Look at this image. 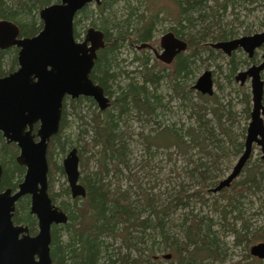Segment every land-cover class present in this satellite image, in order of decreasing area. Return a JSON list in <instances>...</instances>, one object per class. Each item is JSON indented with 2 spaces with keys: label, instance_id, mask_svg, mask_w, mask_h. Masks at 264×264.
<instances>
[{
  "label": "trees",
  "instance_id": "trees-1",
  "mask_svg": "<svg viewBox=\"0 0 264 264\" xmlns=\"http://www.w3.org/2000/svg\"><path fill=\"white\" fill-rule=\"evenodd\" d=\"M117 1L105 0L104 8ZM150 1L153 2L151 9L157 7V0ZM55 2L59 0H0V19H8L19 25L21 36H34L43 27L40 10ZM177 8L181 18L189 24L208 16L204 0H177ZM153 10L156 14L161 11ZM80 13L82 11H79L77 16ZM75 24L77 25V22ZM118 26L119 34L124 37L128 29L120 24ZM150 29L151 25L142 30L141 40L148 39ZM105 30L108 39L110 32L106 28ZM75 34L79 37L77 31ZM207 37L209 35L205 31L199 37L201 50L210 49L208 44H205ZM114 39L117 45L120 41L118 38ZM115 44L102 50L91 75L109 95L111 93L108 82L117 78L116 73L112 71L115 63L113 56H117L114 52ZM17 52L16 47L0 48V76L17 68ZM144 64L147 77H152L157 65L150 66L148 60ZM187 68V61L180 60L178 78ZM147 77L142 85L136 81L118 85L119 88L115 90L118 94L104 110H100L95 100L88 96L66 98L64 101L60 129L51 137L48 146L49 174L51 171H57L66 175L63 163H58L54 154L62 156L76 147L80 158V182L86 188V195L72 197L69 186L62 189L63 194L51 191L53 201H56L59 195L68 198L67 203L61 204L68 214V222L54 225L52 229L51 254L59 264H165V260L157 255V252L162 250H171V253H168L171 257L166 258L165 254L163 258H176L178 264L218 262L224 259L226 249L225 242L221 240L220 232L215 227H221L224 232H231L234 246L245 244L249 247L250 242L264 240V225L256 226L244 216L252 209V200L249 208L245 206L249 202L246 201L248 195L261 199L264 208V161L261 157L254 163H250V159L243 169L244 176L239 180L235 179L229 188L217 192L220 196L214 197L211 204L218 209L219 226L213 217L198 214L194 206L197 202L206 203L205 194L219 182V175L214 172L219 169L218 161L222 153H225L224 145L229 143L239 154L243 151L247 126H238L240 132L236 131V128L230 125L231 122L229 123L237 116L232 106L226 107L215 99L214 95L199 93L203 100H217L219 110L215 113V125H210L209 119L204 118L196 125L189 126L183 133L166 128L149 133H135L126 124L129 113L135 112L140 117L146 114V109L150 114L155 112L154 106V111L147 108V105L151 107V96L146 82L154 85V78L148 80ZM242 99L245 104L243 111L246 117L250 118V94L244 92ZM84 102H90L87 112H84ZM157 103L161 104L160 97L157 98ZM70 115L81 121L74 139L67 132L72 124ZM135 135L142 145L140 157L145 167L153 166L155 159L163 154L164 150L165 155L170 157L187 155L184 156L187 163L183 170L187 177L185 183L190 182L189 185L184 183L178 188L174 186L170 190L167 189L166 199H162L160 193L143 187L142 182L135 177L132 165L135 157L134 143L138 142ZM18 153L19 149L14 143H4L0 146V159L3 164L2 187L16 188L25 174L26 168L16 161ZM89 160H93L95 169L91 170ZM127 171L131 174V185L122 181ZM220 198L227 199V202L222 205ZM28 207L29 198L21 199L15 213V221L26 222L34 229L36 220L28 212ZM170 210L171 214L185 211L181 222L173 220V216L169 218ZM64 235H67L66 238ZM113 239H120V244L114 247ZM257 264L264 263L259 261Z\"/></svg>",
  "mask_w": 264,
  "mask_h": 264
},
{
  "label": "water",
  "instance_id": "water-1",
  "mask_svg": "<svg viewBox=\"0 0 264 264\" xmlns=\"http://www.w3.org/2000/svg\"><path fill=\"white\" fill-rule=\"evenodd\" d=\"M94 1L98 0H59L43 7L39 12L43 27L34 36H21L19 25L0 19V48L17 47L19 64L15 71L0 76V131L8 142L17 143V162L26 167L19 189L13 192L12 188L1 189L0 163V264H58L50 253L51 227L54 223H66L68 214L52 202L48 193L49 142L60 129L66 96L92 97L101 110L110 105L104 88L90 77L97 51L104 46V33L90 27L83 40L75 36L77 12ZM161 38L165 56L159 57L168 63L176 52L186 48L187 43L171 31ZM263 43L264 31H260L221 40L212 46L228 53L240 47L252 53ZM263 69L264 62L238 76L242 82L252 77V109L244 149L231 172L210 189L212 192L231 186L251 158L255 145L260 147L264 160V81L260 74ZM195 87L203 94H213L212 72L204 71ZM35 124H38L36 132ZM63 168L72 197L85 196L76 147L64 157ZM26 194L31 196V212L38 217L39 232L35 236L26 233L20 238V233L28 232V228L14 224L13 212L18 199ZM250 252L264 258V242L253 244ZM165 257L170 258L171 254Z\"/></svg>",
  "mask_w": 264,
  "mask_h": 264
},
{
  "label": "rangeland",
  "instance_id": "rangeland-1",
  "mask_svg": "<svg viewBox=\"0 0 264 264\" xmlns=\"http://www.w3.org/2000/svg\"><path fill=\"white\" fill-rule=\"evenodd\" d=\"M204 1L208 16L194 21L193 24H189L181 18L179 9L177 8V0H157L155 2L157 3V7L153 9L161 10L159 14H156L150 8L153 6V2L150 0H129V2L128 0H118L103 10L94 1L87 5L82 10V13L76 17V31L79 34L80 40L85 38L89 27H94L109 30L108 39L112 42L108 41V46L115 44L114 38H118L120 41L114 47V52L117 56H113L115 63L112 68L117 78L108 82L111 96L118 94L115 90L119 88L118 85L120 84L126 85L132 81H136L140 85L143 84L147 77L144 64L146 60L149 61L150 65H157L152 72L154 75L150 78L147 77L148 80L154 78V85L145 81L151 96V107L147 105V108L153 111V108H155V112L150 114L148 109H146V114L140 115V117L135 112H130L126 118V124L135 133L140 131L149 133L160 128L173 129L174 132L183 133L189 126L196 125L198 121H202L204 118L209 119L210 125H215V113L219 110L217 100L222 102L226 107L232 106L237 116L235 120L229 121V123L231 122L230 125L236 128V131L240 129L238 126L248 125L250 118H247L243 111L245 104L242 98L246 91L251 95V83L248 81L241 86L238 82H235L234 74L239 69L247 68L250 63H253L255 57L254 59L249 58L242 50H237L232 52L231 56H227L209 45L226 40L223 38L230 39L264 31V0ZM118 24L129 31H127L124 37L122 34H119L120 26ZM150 25L151 29L148 39L141 40L142 30ZM170 31L187 43L186 48L183 50L182 60L185 59L187 61L188 68L181 72V77L179 78L177 76L179 74L176 72L178 71L179 63L164 64L156 58L155 53V50H159L160 48L162 35ZM203 31L209 35L205 39V44H208L210 49L201 50V46L198 43ZM143 43H149L151 47H143ZM261 54L262 51L258 52L256 59H259ZM208 69L213 70L215 75L214 96L217 99L216 101L201 99L199 91L194 88L197 79ZM176 84L178 89L176 88ZM158 97L161 98V104L157 103ZM84 103H82L84 112H87L90 102ZM92 107L94 108V106ZM69 119L72 120V124L67 129V132L74 139L78 134V126L81 121L76 120L73 115H70ZM137 139L138 142L134 143L135 157L132 160L133 170L136 174L135 177H138L143 187L147 190L160 193L162 199H166L165 191L167 189L170 190L174 186L178 188L180 184H184L187 181L183 170V166L187 163L184 158L187 155L181 154L180 156L173 155L170 157L169 155H165L166 152L164 150L162 151L163 154L158 155L157 159H155L153 166L145 167L143 159L140 157L142 145L139 144L140 139L135 135V140ZM231 147L229 143L224 145L225 153H222L218 161L219 169L215 170L214 174L219 175V180L231 172L239 157V153H236ZM66 154L60 156L58 153H55L54 158L58 163H62ZM258 157H261V152L259 148H256L250 163H254ZM89 162L91 170L95 169L93 160H89ZM51 172L49 174L50 192L63 194L62 189L69 186L66 175H62L57 171ZM125 173L126 177L122 181H125L126 185H131V174L128 171ZM244 174L245 172L243 171L238 180ZM189 183L185 184L189 185ZM219 196V193H212L210 191L205 194V198H207L206 203L197 202L196 205L194 204L198 214H207L213 217L215 221H218V226L220 225L218 209H215L211 203L214 197L218 198ZM67 200L68 198L65 195H59L55 203L61 206L63 202L67 203ZM220 200L222 205L227 202V199L220 198ZM250 200L253 202L251 205L252 209L251 211L248 210L244 216L252 220L251 222L256 226L264 225L263 202L256 196L248 195L246 201L249 202L245 204L247 208L250 207ZM171 212L172 210L168 211L169 214ZM184 212H173L169 218L173 216V220L181 222ZM165 218L167 219V215ZM215 229L219 230L220 238L225 242L226 254L221 261L204 264H257V261L248 255L250 247L256 242H250L249 247L245 244L234 246L232 244L233 235H231V232H224L221 227H215ZM66 236L64 235V238ZM113 244L114 247L118 246L120 239H113ZM168 253H171V250L158 251L157 255L165 260V264H169V262L178 264L176 258H163ZM110 263L105 262V264ZM99 264L103 263L99 262Z\"/></svg>",
  "mask_w": 264,
  "mask_h": 264
},
{
  "label": "flooded vegetation",
  "instance_id": "flooded-vegetation-1",
  "mask_svg": "<svg viewBox=\"0 0 264 264\" xmlns=\"http://www.w3.org/2000/svg\"><path fill=\"white\" fill-rule=\"evenodd\" d=\"M104 1L105 0H98V1H95L96 3H97V5H100V8H101V10H103V9H105L104 8ZM91 4V3H90ZM89 5V4H88ZM87 6V5H86ZM85 6V7H86ZM102 6V7H101ZM85 7H83V8H85ZM82 8V9H83ZM82 9L80 10V11H82ZM79 12V11H78ZM78 12H77V14H78ZM77 14H76V16H75V19H76V17H77ZM76 22H75V20H74V26H75V33H76V24H75ZM90 28V27H89ZM97 29V28H96ZM103 33H104V36H103V39H104V46L102 47V48H100L98 51H97V59H96V61H95V65H94V68H95V66H96V63L99 61V56L101 57V53H102V50H104V49H106V47H108V39H107V37H106V30H105V28L104 29H100ZM75 36H76V34H75ZM86 36V35H85ZM76 38H77V40H80L79 39V37H77L76 36ZM84 39V38H83ZM82 39V40H83ZM162 39V38H161ZM161 39H160V48H159V50H155V53H156V58L157 59H159L162 63H164V64H172V63H174V64H178L179 62H180V60H182V58H183V50H181V51H178V52H176L175 53V55L173 56V58H172V60L168 63V62H166L163 58H160L159 57V55H162V56H165L164 54H165V48L162 46V44H161ZM144 44H146V43H143V47H146V48H149V47H151V45L149 44V43H147V45H145L144 46ZM210 47H212V43L209 45ZM17 48V47H16ZM213 48L214 49H216V51H221L223 54H225V55H227V56H231L233 53L232 52H235V51H237V50H242L243 52H245L246 54H247V56L249 57V58H253L254 59V57H255V59L253 60V63H250L249 64V66L247 67V68H245V69H239V70H237L236 72H235V74H234V79H235V82H238L241 86H243L244 84H246L248 81H250V83H251V81H252V77H250V76H248L247 77V79L245 80V82H242L240 79H238V76H239V74H240V72H242V71H246V70H248V68L249 67H251V66H254V65H259V64H261V63H263L264 62V43L262 44V45H260L259 47H256L255 49H254V51L252 52V53H250L249 51H247V50H245L244 48H237V49H234V50H232L231 52H226V51H224L222 48H217V47H214L213 46ZM18 49V48H17ZM260 51H262V54L260 55V58L259 59H256V55H257V53L258 52H260ZM18 53V52H17ZM19 65V64H18ZM151 66V65H150ZM18 68V67H17ZM16 68V69H17ZM94 68H93V70H94ZM15 69V70H16ZM15 70H13V71H15ZM93 70L91 71V74H90V77H91V75H92V73H93ZM209 70V69H208ZM13 71H11V72H13ZM211 72H212V78H213V81H214V93L213 94H208L209 96H213V95H215V84H216V80H215V75H214V72H213V70H210ZM177 72V71H176ZM10 73V72H9ZM8 73V74H9ZM261 79H263V81H264V69L261 71ZM177 76H179V75H177ZM92 78V77H91ZM199 79V78H198ZM198 79H197V82H198ZM93 80V79H92ZM94 81V80H93ZM95 82V81H94ZM197 82H196V84H197ZM95 83H97V82H95ZM99 84V83H98ZM101 85V84H100ZM102 86V85H101ZM103 87V86H102ZM104 88V87H103ZM194 88L196 89V90H198L199 91V93H201V94H203L198 88H196L195 86H194ZM104 90H105V88H104ZM251 90H252V84H251ZM247 92V91H246ZM249 93V92H248ZM105 94H106V91H105ZM250 94V93H249ZM108 97H109V99H110V104H111V102H112V100H113V97L111 96V95H109V94H106ZM66 98H71L70 96H66L65 97V99ZM65 99H64V101H65ZM71 99H73V98H71ZM250 101H251V104H252V94L250 95ZM263 103H264V97H263ZM98 105V104H97ZM63 106H64V102H63ZM251 109H252V105H251ZM101 110V109H100ZM250 112H251V110H250ZM36 125H37V128H38V124H35V126H34V132H36L37 131V128H36ZM248 126V125H247ZM36 128V129H35ZM246 135V134H245ZM244 140H245V138H244ZM4 143H7V144H12V143H14V144H16L17 145V143L16 142H8L7 140H6V138L3 136V133H2V131H0V146H2V144H4ZM17 147H18V145H17ZM255 147L256 148H259L260 149V147H258V146H254V149H253V153H254V151H255ZM18 149H19V147H18ZM244 149V148H243ZM243 152V151H242ZM241 152V153H242ZM260 152H261V150H260ZM240 153V154H241ZM253 153H252V155H251V158H252V156H253ZM240 154H239V156H240ZM261 154H262V152H261ZM18 155H19V153H18ZM17 155V156H18ZM47 155H48V153H47ZM17 156H16V161H17ZM250 158V159H251ZM249 159V160H250ZM261 159H262V157H261ZM263 160V159H262ZM264 161V160H263ZM0 163L2 164V161H1V159H0ZM62 163H63V161H62ZM248 163V162H247ZM22 166V165H21ZM246 166V165H245ZM2 167H3V164H2ZM25 167V166H24ZM26 168V167H25ZM245 168V167H244ZM243 168V169H244ZM26 172V171H25ZM243 172V171H242ZM241 172V173H242ZM25 175V174H24ZM241 175V174H240ZM239 175V176H240ZM2 176H3V173H2ZM238 176V177H239ZM237 177V178H238ZM236 178V179H237ZM23 179H24V176H23V178H22V180L19 182V183H21L22 181H23ZM19 183H18V185H17V187L16 188H13V187H2V178H1V189L2 190H5V189H7V188H12L13 189V192H16L18 189H19ZM229 188V187H228ZM48 193H49V195H50V197H51V192H50V190H49V173H48ZM23 198H29V207H28V212L32 215V216H34L35 217V220H36V225H35V228L33 229L31 226H30V224H28V223H26V222H17V221H15V213L17 212V207H18V203L20 202V200L21 199H23ZM51 199H52V197H51ZM52 202L55 204V205H58V204H56L55 203V200L53 201V199H52ZM60 208H62L60 205H58ZM63 209V208H62ZM64 210V209H63ZM65 211V210H64ZM66 212V211H65ZM67 213V212H66ZM19 214H20V212H19ZM13 221H14V224L15 225H21V226H23V227H27L28 228V232H22V233H20V238L21 237H23V235L24 234H26V233H28L30 236H35L38 232H39V220H38V217H37V215L36 214H34V213H32L31 212V196L29 195V194H26V195H23V196H21L19 199H18V201L16 202V205H15V210H14V212H13ZM68 222V221H67ZM66 222V223H67ZM60 224H65V223H54L53 225H52V227H51V235H52V229H53V226L54 225H60ZM259 242H264V241H258V242H256V243H259ZM255 244V243H254ZM251 248V247H250ZM51 250H52V240H51V243H50V253H51ZM249 255H250V257L251 258H253L255 261H257V262H259V261H261V263H264V258H260L259 256H256V255H253L251 252L249 253ZM51 257H52V254H51ZM35 259L36 260H38V256L36 255L35 256ZM52 259H53V262L54 263H58V262H56L55 260H54V258L52 257ZM59 264V263H58ZM246 264V263H245Z\"/></svg>",
  "mask_w": 264,
  "mask_h": 264
}]
</instances>
